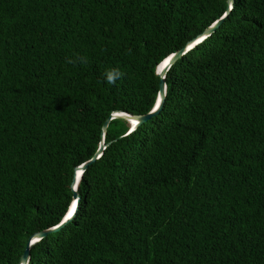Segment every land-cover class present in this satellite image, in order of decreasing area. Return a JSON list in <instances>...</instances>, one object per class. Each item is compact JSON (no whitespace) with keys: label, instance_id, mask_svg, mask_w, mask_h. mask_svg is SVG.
Instances as JSON below:
<instances>
[{"label":"trees","instance_id":"obj_1","mask_svg":"<svg viewBox=\"0 0 264 264\" xmlns=\"http://www.w3.org/2000/svg\"><path fill=\"white\" fill-rule=\"evenodd\" d=\"M100 145L27 264H264V0H0V264Z\"/></svg>","mask_w":264,"mask_h":264},{"label":"water","instance_id":"obj_2","mask_svg":"<svg viewBox=\"0 0 264 264\" xmlns=\"http://www.w3.org/2000/svg\"><path fill=\"white\" fill-rule=\"evenodd\" d=\"M232 0H228V4L230 5ZM229 10V7L227 8V12ZM226 12V13H227ZM223 18L218 20L216 23L212 24L211 26L207 27L202 33L198 34L196 37H194L193 39H191L190 41H188L186 43V45L184 47H182L181 49H179L177 52H175L174 54H171L170 56L173 57V60L169 62V64L164 67L163 69L159 68L161 65H163L164 61L168 59V57L166 59H164L157 67V72L159 74V77H160V81H159V98L158 100L161 101V106L160 108L162 107V104H163V101H164V97H165V80H164V77H165V74H166V71L168 69V67L173 64L178 58H180L188 49L189 45H192L194 43H196L197 40H200V38L203 36H205L206 34H210L211 32H213L218 26L219 24L222 22ZM156 107V105H155ZM160 108L156 111V112H153V110L147 114H143V115H130V114H126V113H113L111 114L107 119L106 121L104 122L103 124V130L106 129L109 121L112 119V118H123L127 121H130L132 122L133 120H136L138 124L140 123H143L145 121H147L151 116L155 115L159 110ZM102 147L103 145H100V147L98 148V150L96 151V153L93 155V157L88 160L86 163H84L83 165H80L78 167L75 168L74 170V175H73V179L71 181V187L72 189L74 190L75 188V185H76V173L81 171V170H84L87 168V166L92 163L95 159L98 158V156L100 155L101 151H102ZM73 197L76 198V207H77V203H78V194H77V191L74 190L73 192ZM76 210V209H75ZM74 210V212H75ZM73 212V214H74ZM72 218V217H71ZM71 218L68 220L70 221ZM67 221V222H68ZM67 222L63 223V224H60V227H52V228H49V229H46V230H43V231H39V232H36L34 233L32 236H30V238L28 239V242L26 244V247L19 259V264H27L28 261H29V258H30V245L38 240L39 238H42L44 237L46 234L48 233H51V232H55V231H58L60 228H62Z\"/></svg>","mask_w":264,"mask_h":264},{"label":"clouds","instance_id":"obj_3","mask_svg":"<svg viewBox=\"0 0 264 264\" xmlns=\"http://www.w3.org/2000/svg\"><path fill=\"white\" fill-rule=\"evenodd\" d=\"M67 64L75 65L77 63H87V58L76 55L75 57H66ZM104 81L109 85H115L117 80L122 78L123 73L118 68H108L103 73Z\"/></svg>","mask_w":264,"mask_h":264},{"label":"snow or ice","instance_id":"obj_4","mask_svg":"<svg viewBox=\"0 0 264 264\" xmlns=\"http://www.w3.org/2000/svg\"><path fill=\"white\" fill-rule=\"evenodd\" d=\"M225 15H227V13H225ZM203 39H205V38L202 36L200 38V40H203ZM200 40H197L196 43L199 44L200 43ZM189 47L191 48L192 45H189ZM172 60H173V57L172 56H169L168 59L164 61L163 65H161V69H163L164 67H166L169 64V62L172 61ZM160 106H161V101L160 100H157L156 107L153 108V112H156L160 108ZM137 123L138 122L136 120H133L132 121V128H133V130H135ZM80 176H81V172H77L76 173V179H77V181L80 179ZM75 209H76V205L74 203L73 204V210H75ZM72 215H73V212H69L68 215L64 217V220L61 221V224L67 222L72 217ZM57 227H60V225H57Z\"/></svg>","mask_w":264,"mask_h":264},{"label":"rangeland","instance_id":"obj_5","mask_svg":"<svg viewBox=\"0 0 264 264\" xmlns=\"http://www.w3.org/2000/svg\"><path fill=\"white\" fill-rule=\"evenodd\" d=\"M159 68H161V66H160ZM131 125H132V123H131ZM74 203H75V200H74ZM74 203H72V205H73ZM72 205H71V207H70V211H69V212H73V211H74Z\"/></svg>","mask_w":264,"mask_h":264},{"label":"bare ground","instance_id":"obj_6","mask_svg":"<svg viewBox=\"0 0 264 264\" xmlns=\"http://www.w3.org/2000/svg\"><path fill=\"white\" fill-rule=\"evenodd\" d=\"M73 206V205H72Z\"/></svg>","mask_w":264,"mask_h":264}]
</instances>
